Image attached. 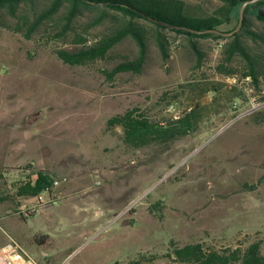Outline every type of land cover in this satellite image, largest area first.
<instances>
[{
    "label": "rangeland",
    "instance_id": "obj_1",
    "mask_svg": "<svg viewBox=\"0 0 264 264\" xmlns=\"http://www.w3.org/2000/svg\"><path fill=\"white\" fill-rule=\"evenodd\" d=\"M52 0L24 2L0 25V249L23 264H181L169 244L246 248L264 254V73L243 77L235 57L220 72L223 44L198 38L196 52L184 34L162 31L163 59L153 26L140 73L110 71L136 58L131 36L107 55L81 65L56 51L99 42L125 26L122 13L81 8L65 32L66 3L34 29ZM197 15L217 0H185ZM241 5L232 11L238 23ZM264 10V7H261ZM250 10L254 29L264 33ZM79 37L85 42H77ZM263 52L264 45L244 39ZM137 107L165 120L195 108V131L168 145L132 148L107 119ZM29 169V170H26ZM43 169L61 180L42 200H9L18 184ZM47 235V237H44Z\"/></svg>",
    "mask_w": 264,
    "mask_h": 264
},
{
    "label": "trees",
    "instance_id": "obj_2",
    "mask_svg": "<svg viewBox=\"0 0 264 264\" xmlns=\"http://www.w3.org/2000/svg\"><path fill=\"white\" fill-rule=\"evenodd\" d=\"M32 0H0V25L2 24V14L6 12L11 17L17 15L22 3ZM244 0H217V6L210 13L197 15L189 9L185 0H52L32 24V29L37 27L43 19H48L56 14L66 3L69 4L66 14L67 22L62 32L68 29L73 17L78 15L81 8L104 7L122 13L129 20L125 26L106 34L99 42L91 46H82L76 50L59 49L57 56L70 65H81L104 58L107 53L123 38L131 36L138 45L136 58L126 60L116 64L110 71V76L119 72L130 71L140 73L147 59L149 48L148 32L142 25H138L134 20H144L150 23L157 33L156 41L160 48L163 59L169 57L162 31L168 30L177 34H184L190 47L196 52L198 62L203 59L204 54L198 47V38H219L225 40L223 44V60L218 69L220 72L235 75L233 69L228 68V64L235 57L243 62L245 71L243 77H249L253 81H259L264 73V63L262 62L263 52L250 47L244 39H249L252 43L264 45V33L254 29L250 18V10L260 7L256 18L264 23V0H257L245 7L242 25L238 31L230 36H223L207 30L220 29L231 31L237 24L228 27L233 21L232 11L236 5H241ZM156 18L164 24L149 20L146 16ZM187 27L198 31L192 32L179 27ZM86 39L79 37L77 42H85ZM201 120V112L195 108H190L175 118L165 120L152 119L145 113L139 112V108L133 107L123 113L110 116L106 121L108 129L120 127V139L122 143L132 148H143L150 145H168L193 131ZM29 170V169H26ZM53 177L43 169L32 172L15 188V193L9 200L17 198L35 197L45 189L51 193ZM44 237H47L45 235ZM173 254L181 264H264V254L261 252L260 242L249 244L246 248L225 247L221 250L213 247H204L199 242L187 243L183 245L169 244L168 256ZM136 261L131 262L134 264Z\"/></svg>",
    "mask_w": 264,
    "mask_h": 264
},
{
    "label": "water",
    "instance_id": "obj_3",
    "mask_svg": "<svg viewBox=\"0 0 264 264\" xmlns=\"http://www.w3.org/2000/svg\"><path fill=\"white\" fill-rule=\"evenodd\" d=\"M255 1L257 0H244L243 3L241 4V8H240V14H239V20H238V23H237V26L236 28H234L233 30L231 31H222L220 29H210V30H207V31H210V32H214V33H217V34H220V35H223V36H230L232 35L235 31H238L240 26L242 25V22H243V18H244V12H245V7L248 5V4H251V3H254ZM149 20H152V21H155V22H158V23H161V24H164V22L156 19V18H153L151 16H146ZM179 27V26H178ZM179 28H182V29H186V30H189V31H192V32H204V31H198V30H194V29H191V28H187V27H179Z\"/></svg>",
    "mask_w": 264,
    "mask_h": 264
},
{
    "label": "bare ground",
    "instance_id": "obj_4",
    "mask_svg": "<svg viewBox=\"0 0 264 264\" xmlns=\"http://www.w3.org/2000/svg\"><path fill=\"white\" fill-rule=\"evenodd\" d=\"M11 251L10 246L2 247L0 249V264H23L16 256H11L9 253Z\"/></svg>",
    "mask_w": 264,
    "mask_h": 264
},
{
    "label": "built area",
    "instance_id": "obj_5",
    "mask_svg": "<svg viewBox=\"0 0 264 264\" xmlns=\"http://www.w3.org/2000/svg\"><path fill=\"white\" fill-rule=\"evenodd\" d=\"M60 182H61V180L53 179V182H52V185L50 186V189L52 190V188H53L55 185H58ZM45 195H49L47 189H45L44 191H42L41 193H39V194H38L37 196H35L34 198H36L37 200H42L43 197H44Z\"/></svg>",
    "mask_w": 264,
    "mask_h": 264
}]
</instances>
